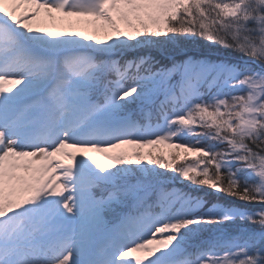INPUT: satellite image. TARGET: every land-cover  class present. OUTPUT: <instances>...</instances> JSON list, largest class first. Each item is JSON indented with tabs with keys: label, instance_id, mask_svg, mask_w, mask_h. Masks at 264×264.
<instances>
[{
	"label": "rangeland",
	"instance_id": "rangeland-1",
	"mask_svg": "<svg viewBox=\"0 0 264 264\" xmlns=\"http://www.w3.org/2000/svg\"><path fill=\"white\" fill-rule=\"evenodd\" d=\"M200 1L209 0H0V61L17 56L0 69V264H249L250 246L233 240L241 226L224 224L240 225L241 207L225 208L234 197L207 176L247 177L264 194V73L189 60L177 77L175 65L126 84L104 74L130 68L120 62L126 52L167 40L174 19L194 20L210 41ZM255 1L220 0L215 17L232 18L226 31L237 48L264 59V0ZM126 102L159 120L135 126ZM247 138L260 150L248 152L239 141ZM82 149L86 165L71 162ZM176 164L202 186L164 183ZM132 165L154 181L118 180ZM201 188L220 201L204 206ZM127 197V207L158 210L122 211L111 226ZM200 230L224 244L212 251L207 239L191 255L188 239Z\"/></svg>",
	"mask_w": 264,
	"mask_h": 264
},
{
	"label": "trees",
	"instance_id": "trees-1",
	"mask_svg": "<svg viewBox=\"0 0 264 264\" xmlns=\"http://www.w3.org/2000/svg\"><path fill=\"white\" fill-rule=\"evenodd\" d=\"M220 3H221L220 0H209L204 3L200 1L198 2L199 4L198 10H201V13L203 14L205 18L204 20H206L205 23L207 26L204 30H207L212 36H216L217 31H219L221 35H223V37L226 38L225 42H220L219 40H217V38L214 39L212 36L209 41V39L206 36H204L206 33H203L204 35L201 34L200 30L202 29L201 28L199 29L198 24H196L194 20L190 23V22H187V20H177L176 21L174 19L168 22V26L170 27L168 32H170V36L167 37V40L165 39V41L160 42L158 45L154 44L147 50L137 49L135 50V52H131V53L126 52V54H124V56L120 58V62L125 64L131 61L132 62L131 67L126 70L124 68L118 70L116 69V67H113L112 65H108L110 67H108L107 70L104 71L105 72L104 74H106L105 75L106 81L112 82L116 79V77L119 76L118 78L121 79V83L126 84L131 80L132 81L135 80L136 77L141 76L143 74L153 73V74L158 75L160 68L164 69L172 65H175V72L173 73H175L174 77H177L178 74L180 73L182 75V69L180 67L183 66L185 61H189V60L198 61V62L206 60L212 64L220 62V63H224V65H229L238 71L241 70L242 72H248L250 70L252 71L254 70V71H259L261 73H264V59H261L260 57L256 55L253 56L247 52L241 51L240 49L237 48L238 47L236 44L237 41L236 40L233 41L232 38H231L232 40L230 39L229 33L226 31L228 28L227 24L228 22H233V24H236L235 21H232L233 20L232 18L225 17L226 15L224 17L223 15L222 17L220 16H218L217 18L215 17L216 14L220 12L216 10L217 7L215 6H218ZM260 7H262L260 14H261V17L264 19V3ZM249 16L252 17L253 15H249ZM252 20H253L252 18L249 19L248 25L253 24ZM263 23H264V20H263ZM240 57L246 61L241 60ZM250 60L256 61L261 66V68L253 64ZM120 67H122V65ZM178 67H179V71H178ZM211 74L210 73L207 74V77L204 78V81H203L204 84L201 87L200 92L205 91L206 87L209 85L207 80L211 76ZM129 103L126 102V105H129ZM135 106H136L135 104L129 105L128 110H126L124 113L126 114L131 110L129 112V113L132 112L130 114L131 116L129 115V120L136 123L135 126L139 125L141 128L146 123L152 124L153 121L159 120V114H156L154 119H151L148 116H146L147 119L144 118L143 116L141 117L140 115L142 114L137 112L138 108L135 109ZM165 109L167 110L168 106L165 107ZM153 112L155 114L156 109H154ZM159 112H160V109H159ZM237 139H239V136L237 137ZM239 141H242V144H244V148L248 152L255 153L260 150L259 147H257L253 139L247 138V139H243ZM177 166H178L177 164L174 165L171 170H168L169 172L165 170V172L167 173L166 175L170 177L171 179L170 178H168V180L165 179L164 183L174 180L175 183L177 184L176 188H178L180 191L182 189H187V186L184 185V182L185 183L186 182H189V183L197 182L199 186H202L201 182L193 181L189 176L182 175V173H180L177 170ZM117 171H121V170L117 169ZM213 171L214 170L208 171L207 179L210 181L216 182V184L218 185H221L224 188L223 191L225 192V194L234 197V198L228 199V201H232V203H225V201H223L224 203L223 202L221 203L225 204L224 205L225 208H232L234 206L241 207V210L239 211L238 214L244 213V215L240 214V216L236 217L235 222H239L238 224L240 225H234V223H224V224H226V226L227 225L228 226H241L239 229V232L236 233L233 240H239L240 242L244 243L245 246H250L251 251L249 252V257H251V261L250 262L247 261V263L249 262V264H264V235H263L264 234V218L262 217L263 216L262 213L264 214V206H262V204H264V202L261 201V200H264V194L262 193L261 195H258L260 192L254 185H252V183L249 181L247 177H244L243 179L241 178V176L238 177V179L233 181L234 183H237L235 184L236 185L235 186L233 182L226 180L227 176L225 173H223V170L215 174H213L214 173ZM125 172H124L125 173L124 175L123 174L120 175L121 177L119 178L117 177V179L118 180L122 179L126 185L128 186L130 185L129 187L135 186L134 185L135 176L141 178V179L137 178L140 183L141 182L143 183L142 180H144L145 184L149 182H153L154 176H156L155 174H152L151 172L145 173L143 169L140 170L138 167H135L134 165H132V169H129L128 171L125 170ZM140 172H142L145 175L141 174ZM38 175L41 178L40 174ZM179 180H181L183 183L181 182L182 183L181 184ZM251 186H254V187H251ZM226 187L228 188L229 191L226 190ZM201 189L204 190L206 193L204 196L201 197L205 201L203 203L204 206L209 207L212 203H215V202L217 203V201L218 202L220 201L217 197H213L212 193L210 195L208 193L209 191L208 189L206 188H201ZM105 190H108V189H105ZM183 192L184 194L185 193L197 194L193 190H184ZM129 195H132V194H129ZM198 196H201V195H198ZM132 197L124 198L125 205L119 206L120 207L119 212L116 214V216L112 217V219L110 220L111 226H114L119 222L121 218L120 213L122 211L127 214L133 215L135 213L142 211L143 209L146 211H149L150 209L155 210V211L158 210V207H159L158 204L155 206L146 205L145 208H137V209L127 207L129 206L128 204L132 200ZM257 198H261V200L257 201L256 200ZM254 205L256 208L252 209ZM209 230L207 231L200 230L199 234H195L194 236L190 237L188 239L186 251L188 253H191L192 249L194 248L193 246H201V248L198 247L195 250L196 253L201 252L202 247L207 246L205 245V242H204L207 239L210 241L209 246L207 247L210 248L212 251H214L213 248H217L215 247V244H214L215 242L216 244H221V245L224 244L220 239L217 240L218 241L217 242L216 239H214L215 237H208L207 235H210L213 232V231L212 232L210 231L208 233ZM197 242H199L198 245H195ZM221 245H218V249H216L217 251L220 250V248L222 247ZM191 255H189L188 257H190Z\"/></svg>",
	"mask_w": 264,
	"mask_h": 264
},
{
	"label": "bare ground",
	"instance_id": "bare-ground-1",
	"mask_svg": "<svg viewBox=\"0 0 264 264\" xmlns=\"http://www.w3.org/2000/svg\"><path fill=\"white\" fill-rule=\"evenodd\" d=\"M48 10V12L53 14L52 8L51 6H46ZM30 48L32 47H41L40 45H43V40H40L39 42H35V43H31L28 42L27 44ZM14 46V45H13ZM29 49V48H28ZM33 51V50H32ZM14 52L12 51V53H10L8 55V57L6 58V60L0 61V69L5 66L7 63L13 64V58H15V54H13ZM15 56V57H14ZM27 58V57H24ZM28 59V58H27ZM6 63V64H4ZM27 63V61H26ZM21 69V68H19ZM65 148L63 145L58 146V152L61 153L62 149ZM90 154V150L89 149H82L81 151H79V154H72V156L70 157V161L79 165H86V159ZM159 244V246L164 245V243L160 240H158L157 242Z\"/></svg>",
	"mask_w": 264,
	"mask_h": 264
}]
</instances>
